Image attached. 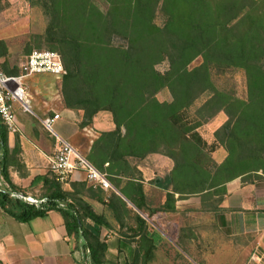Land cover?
Returning <instances> with one entry per match:
<instances>
[{
    "label": "trees",
    "instance_id": "16d2710c",
    "mask_svg": "<svg viewBox=\"0 0 264 264\" xmlns=\"http://www.w3.org/2000/svg\"><path fill=\"white\" fill-rule=\"evenodd\" d=\"M100 1L106 7L98 0H36L49 18V48L61 54L67 71L59 80L64 106L82 112L81 128L100 112L110 113L115 124L100 133L85 155L111 182L129 179V197L141 210L135 193L143 197V187L135 179L142 173L132 162L165 155L174 162L159 183L167 190L166 199L150 213L175 212L176 201L191 196L201 197L200 211H223L227 183L264 180V0ZM158 11L165 18L162 25L156 22ZM5 53L0 42V58ZM199 57L201 63L191 68ZM162 62L168 64L164 72L157 68ZM3 68L19 75L4 61ZM231 69L244 72L246 98L215 84V73ZM164 89L170 101L158 99ZM222 111L228 119L216 130V142L208 144L199 128ZM0 122L1 172L19 192L9 170V130ZM218 146L227 152L221 163L212 157ZM37 179L43 182L46 203L36 207L0 191L1 207L21 222L57 210L68 234L77 243L83 240L91 264H115L107 260L108 244L102 239L103 227L111 225L87 200L103 201L102 189L87 180L70 182L67 189L50 168ZM137 222L144 230L145 220L138 215Z\"/></svg>",
    "mask_w": 264,
    "mask_h": 264
},
{
    "label": "crops",
    "instance_id": "0c3cea01",
    "mask_svg": "<svg viewBox=\"0 0 264 264\" xmlns=\"http://www.w3.org/2000/svg\"><path fill=\"white\" fill-rule=\"evenodd\" d=\"M32 78L35 79L32 85L38 98L35 99L34 92L25 86V80L24 87L29 104L35 111L32 108L34 113L27 112L20 104H14L19 131L8 132L7 147L11 179L19 192L42 197L43 182L37 178L49 171L55 142L42 126L40 118L60 114L58 127L67 134L63 137L72 140L69 141L82 153L89 151L102 131L113 130L115 124L110 113L100 112L91 125L81 128L83 114L64 106L60 81L46 73ZM40 78L49 79V83L41 82ZM39 92L42 93L43 104L39 101ZM36 110L41 114L35 113ZM48 111L52 113L47 114ZM132 164H137L142 173L141 179H135V182L142 184L144 196L135 193V197L144 210L130 199L128 193L133 192L127 178L118 177V184L111 182L113 190L102 189L103 201L87 198L94 210L103 214L111 225L102 229V239L108 244L106 257L109 263L184 264L187 262V249L200 258L193 264H264V180L243 182L237 178L227 183V194L221 204L223 211L215 212L212 226L200 231L199 246H193L192 230L184 224L182 214L188 212L191 215V209L199 210L201 197L178 199L175 212L150 213V208H158L165 202L167 190L159 183L173 169L174 162L165 155L154 153ZM75 181H86L85 174L75 173L69 183L64 184L65 188H71L70 182ZM123 188L126 194L121 191ZM178 196L176 194V198ZM138 215L146 222L144 230L139 229ZM128 227L135 228V241L119 232V229L127 230ZM165 239L167 245L164 244ZM82 241L80 239L77 243L68 234L64 218L57 210L49 211L44 217L21 222L0 205V261L4 264H90Z\"/></svg>",
    "mask_w": 264,
    "mask_h": 264
},
{
    "label": "rangeland",
    "instance_id": "374dc122",
    "mask_svg": "<svg viewBox=\"0 0 264 264\" xmlns=\"http://www.w3.org/2000/svg\"><path fill=\"white\" fill-rule=\"evenodd\" d=\"M102 7H106L103 1L98 0ZM3 6L0 10V42H4L7 47V53H5L2 58L5 63V67L8 70L18 69L19 75L24 72L22 64L25 62L26 57L33 50H44L49 49V45L45 38L47 26L49 23V18L44 14L42 8L36 0H0V6ZM165 18L163 14L158 11L156 16V22L158 24H163ZM56 51V50H55ZM202 59L199 57L192 62L190 67L197 66L201 63ZM157 68L164 72L168 68L167 62H162L157 66ZM37 75V74H36ZM34 76V75H32ZM32 76L26 77L25 86L28 87L29 91H33L35 94V99L38 98V94L36 93L35 87L32 85L34 82ZM213 79L217 87L221 90H226L232 92L234 95L240 98H246L247 96V85L245 74L242 70L239 69H231L225 72L224 74L215 73L213 75ZM41 82L49 83V79L42 80ZM31 84V85H30ZM60 89V87H59ZM61 90V89H60ZM40 99L42 103V93L39 92ZM37 96V97H36ZM158 99L161 101H170L172 99V95L168 89H164L157 95ZM206 96H203L197 103L196 106H199L204 100ZM33 102V97H32ZM63 102V99H62ZM43 104V103H42ZM33 110L35 109L32 107ZM49 108V107H48ZM47 109V107H46ZM35 111V110H34ZM37 111V110H36ZM195 110L191 109V113ZM52 113V111H48L47 114ZM35 113L41 114V112L37 111ZM38 114V115H39ZM41 116V115H39ZM228 119V116L225 112H219L215 117L205 122L200 128L199 132L203 136V138L208 142V144H214L216 142L215 132L216 130ZM58 122L55 123V129L62 136H67V134L63 133L59 127ZM70 140V139H69ZM72 141V140H70ZM82 151V150H81ZM85 154V152L83 151ZM226 150L222 146H218L214 152H212V157L217 163H221L226 157ZM66 185V184H65ZM65 187V186H64ZM192 197V196H191ZM200 197V196H198ZM182 214L184 217L183 222L187 225L190 230H192L193 238H191V244L193 246H199V233L201 230L205 228H210L213 224V220L215 218V212L208 211H200L197 209H191V215ZM134 228L128 227L127 230L119 229V232L124 234L127 239L131 241H135ZM226 230V228H225ZM107 237V236H106ZM130 241V242H131ZM164 244H168L165 239ZM186 257L187 262L184 264H193V261L200 260L199 257H196L193 254L192 250H187ZM185 260V259H184ZM192 260V261H190Z\"/></svg>",
    "mask_w": 264,
    "mask_h": 264
},
{
    "label": "built area",
    "instance_id": "2783aa9c",
    "mask_svg": "<svg viewBox=\"0 0 264 264\" xmlns=\"http://www.w3.org/2000/svg\"><path fill=\"white\" fill-rule=\"evenodd\" d=\"M24 72L20 75L7 74L0 58V119L7 125L9 132L19 131L14 104L18 103L27 111L34 113L29 104L28 93L24 87V79L36 74H51L60 80L66 73L62 56L55 50H33L22 64ZM60 114L54 113L40 118L42 126L51 135L55 142V153L50 157L49 167L58 181L68 184L77 172H83L86 180L93 188L113 190L114 187L108 174L101 171L87 156L78 150L68 139L64 138L55 129V123L60 119ZM0 191L9 192L14 198H19L40 207L46 203V197H35L21 192L13 191L4 178L0 167ZM60 207L65 203L60 202ZM88 252V250H86ZM89 256V253H87ZM91 264V263H90Z\"/></svg>",
    "mask_w": 264,
    "mask_h": 264
}]
</instances>
